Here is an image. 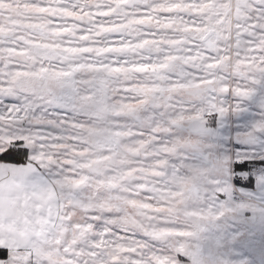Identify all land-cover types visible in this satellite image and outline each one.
Instances as JSON below:
<instances>
[{
    "label": "snow or ice",
    "instance_id": "1",
    "mask_svg": "<svg viewBox=\"0 0 264 264\" xmlns=\"http://www.w3.org/2000/svg\"><path fill=\"white\" fill-rule=\"evenodd\" d=\"M0 264H264V0H0Z\"/></svg>",
    "mask_w": 264,
    "mask_h": 264
}]
</instances>
